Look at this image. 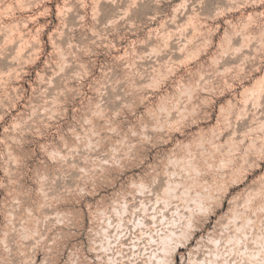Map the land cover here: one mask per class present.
<instances>
[{"label":"rangeland","instance_id":"obj_1","mask_svg":"<svg viewBox=\"0 0 264 264\" xmlns=\"http://www.w3.org/2000/svg\"><path fill=\"white\" fill-rule=\"evenodd\" d=\"M0 264H264V0H0Z\"/></svg>","mask_w":264,"mask_h":264}]
</instances>
